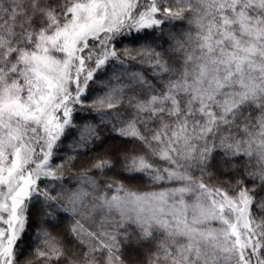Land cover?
Returning <instances> with one entry per match:
<instances>
[{"label": "snow or ice", "instance_id": "snow-or-ice-1", "mask_svg": "<svg viewBox=\"0 0 264 264\" xmlns=\"http://www.w3.org/2000/svg\"><path fill=\"white\" fill-rule=\"evenodd\" d=\"M186 12L190 28L170 34V49L180 53L176 68L156 49L159 33ZM130 36L140 45L141 63L154 76L167 75L159 88L129 70L125 60L135 55L128 49L119 54ZM117 66L120 83L93 99L90 85ZM84 110L93 115L77 128L74 111ZM104 128L140 142L144 154L121 155L114 146L89 161V170L107 175L122 164L158 190L116 183L111 197L92 196L85 185L100 190L93 176L72 177L73 188L63 183V165L53 157L64 150L66 131L77 129L72 154L87 155ZM217 150L255 168L233 177L235 187L212 184L204 177ZM257 188L264 193V0H0V264H32L20 250L30 206L40 205L54 221L82 215L87 198L95 201L91 210L135 224L140 241L163 237L148 264H264V219L251 211L254 204L264 209ZM81 227L77 220L70 230L78 235ZM117 230L122 236L108 235L106 242L88 235L112 264H123L114 254L128 239L127 228L121 223ZM41 233L38 238L52 241ZM54 245L33 249L40 264L64 255Z\"/></svg>", "mask_w": 264, "mask_h": 264}, {"label": "trees", "instance_id": "trees-1", "mask_svg": "<svg viewBox=\"0 0 264 264\" xmlns=\"http://www.w3.org/2000/svg\"><path fill=\"white\" fill-rule=\"evenodd\" d=\"M52 2H55V0H52ZM184 16V20H173L164 27L163 33H159L163 36V39L159 42L162 47L156 49L161 52L163 58L167 60L172 67L176 68L180 66V53L170 49V45L173 43L170 40V34L181 36L183 31L190 28V25L187 23L189 13L186 12ZM132 39L133 37L130 36L122 41L123 47L119 49V54L122 56L125 55L126 48L131 55H135L136 49L139 48L140 45L133 44L131 42ZM109 63L111 64L112 61H109ZM125 64L129 67L130 71L141 73L146 79L151 80L157 88L160 87L159 81L161 79H167L166 74L163 77L154 76L152 67L146 62L141 63V57L139 55H135V59H126ZM119 71L120 69L117 66V71H109L102 82L94 86L90 85V87L95 88L93 99H95L96 96H102L110 86H116L120 83V81L115 79ZM119 110L122 111L125 116H127L130 111L126 104L120 105ZM113 111H116V109ZM91 115L93 114L87 110L81 112L74 111L73 120L77 123V128L85 122V117H91ZM258 115V110L252 111L253 121H255ZM69 132L73 133V135L69 136ZM232 132L233 134L243 135V133H237L235 128L232 129ZM76 134L77 129L67 130L65 133L66 139L62 145L64 150L59 154H55L53 157L54 162L62 163L63 165V175L65 177L63 183L67 187L73 188L78 186L77 181L72 179V177L86 174L93 176L99 182L100 190L97 192H93L85 185L86 190L89 191L92 196L106 194L108 197H111L116 194V183L123 184L124 188L130 191L149 192L158 190V186L151 184L146 176H142L139 173H126L122 164H115L114 169L111 171L106 170L108 171L107 175H97L95 170H89V161L111 152L114 146H119L122 149L121 155H143L144 148L140 142L115 138V134L112 133L109 128H104L102 130L101 140L95 142L91 146L92 150H89L87 155H83L80 152H76L73 155L71 148L76 142ZM105 141H107V143H105ZM69 155H73V158L67 159ZM237 160H239L238 163ZM206 167L209 170V175L204 177L206 181H211L212 184L218 186L235 187L236 181L233 177L238 176L245 167L254 169L255 165L254 163L246 164L245 161L240 158L232 157L230 154H224L217 150V152L213 153V159L209 161ZM193 175H198V173H193ZM43 183L50 184L52 182L44 181ZM105 183L113 184V188H105ZM244 183L249 184L250 181H244ZM257 193L255 200H264V193H261L259 188H257ZM33 199L35 200V198ZM86 203L88 210H85L82 215L73 217L71 214H63V217L57 216L54 221H48L47 218L43 216L40 205L30 206L28 222L25 226L24 234L22 235L23 243L20 244L21 252L27 253L26 259L32 258V264H40V261L34 257L33 249L48 248L49 244L54 241V246L59 248L64 255L60 257L59 261H56L54 257L52 264H69V262H71V264H112L108 251L99 248L98 241L90 237L88 233H95L97 237H100L106 242L108 235H115L117 238L122 236V233L117 229L121 223H124V226L127 228L128 239L120 244L118 253L114 255L117 256L119 260L123 261V264H148L151 254L155 251L156 244L160 243L163 237H158L157 240L151 244L142 242L137 237L138 228L135 224L122 221L115 212L109 213L99 209L91 210L95 203L91 198H87ZM251 211L257 221L264 219V209L256 206V204L253 205ZM77 220L80 221V225L82 226L78 229V235L70 230L72 227L76 226ZM53 224L56 226L53 227ZM213 226L217 225L214 224ZM41 229L49 233L52 241L38 238V233L42 236ZM92 248H97V251L91 252L90 249ZM86 253L88 254L87 258L85 257Z\"/></svg>", "mask_w": 264, "mask_h": 264}]
</instances>
